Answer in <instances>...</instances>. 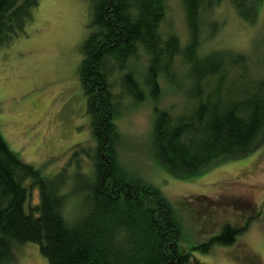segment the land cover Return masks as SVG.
Returning <instances> with one entry per match:
<instances>
[{
  "label": "trees",
  "instance_id": "trees-1",
  "mask_svg": "<svg viewBox=\"0 0 264 264\" xmlns=\"http://www.w3.org/2000/svg\"><path fill=\"white\" fill-rule=\"evenodd\" d=\"M219 1L181 0L188 32L182 43L161 30L166 0H89L93 19L79 78L94 140L83 150L90 163L84 172L75 150L68 173L43 177L0 133V264H14L13 252L24 244L38 245L48 264H188L179 211L124 169L116 118L128 100L159 99L163 78L175 86L185 82L179 112L154 110L153 153L171 177L194 178L256 149L264 136V51L254 60L234 50L207 51L206 41L223 26ZM38 2L0 0V46L24 30ZM228 2L240 19L255 21L252 7L260 0ZM139 52L147 56L143 79L129 69ZM179 69L185 78H177ZM79 172L90 181L80 187ZM240 232L227 224L196 249L231 246Z\"/></svg>",
  "mask_w": 264,
  "mask_h": 264
},
{
  "label": "rangeland",
  "instance_id": "rangeland-1",
  "mask_svg": "<svg viewBox=\"0 0 264 264\" xmlns=\"http://www.w3.org/2000/svg\"><path fill=\"white\" fill-rule=\"evenodd\" d=\"M166 1L161 30L175 33L185 43L188 32L182 2ZM259 4L252 7L257 14L248 24L228 0H220L217 19L223 26L211 41L205 40L207 51L234 50L252 60L259 57L264 51V0ZM92 19L89 0H39L24 30L0 46V133L10 150L43 177L65 168L68 173L69 160L80 159L84 172L90 163L83 150L92 147L94 140L79 67ZM146 66L147 56L139 52L129 69L143 79ZM179 77L185 78L182 69ZM163 79L159 99L138 104L128 100L118 110L124 169L158 189L179 211L188 264H264V136L242 159L212 165L194 178L174 179L155 158L152 127L155 109L179 112L185 82L175 86ZM79 173L83 177L74 181L78 187L90 182ZM38 201L34 188L31 202ZM227 224L241 230L233 245L214 244L208 253L196 249ZM13 253L14 264H48L36 244H24Z\"/></svg>",
  "mask_w": 264,
  "mask_h": 264
}]
</instances>
